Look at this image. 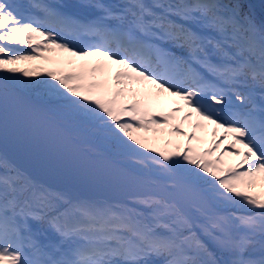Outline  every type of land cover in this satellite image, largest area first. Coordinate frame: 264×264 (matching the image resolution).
I'll return each mask as SVG.
<instances>
[{
    "label": "snow or ice",
    "instance_id": "1",
    "mask_svg": "<svg viewBox=\"0 0 264 264\" xmlns=\"http://www.w3.org/2000/svg\"><path fill=\"white\" fill-rule=\"evenodd\" d=\"M245 8L241 0H0V264H264V16ZM82 34L100 42L75 44ZM111 65L121 66L113 80ZM144 82L183 100L195 129H223L234 162L215 155L223 141L200 151L195 131L137 99ZM241 85L259 90V106ZM232 95L248 111H234ZM169 129L187 143L167 139ZM88 134L141 168L106 158ZM10 144L121 194L74 196L37 183L8 160ZM217 204L250 214H221ZM33 222L47 225L49 242Z\"/></svg>",
    "mask_w": 264,
    "mask_h": 264
},
{
    "label": "rangeland",
    "instance_id": "2",
    "mask_svg": "<svg viewBox=\"0 0 264 264\" xmlns=\"http://www.w3.org/2000/svg\"><path fill=\"white\" fill-rule=\"evenodd\" d=\"M19 2L24 4L32 3L33 0H19ZM36 3H48V4H61V5H78L85 0H35ZM101 2L110 5H118L123 4L126 0H101ZM145 3H152V0H144ZM225 3H228L229 0H224ZM37 15L40 13L36 12ZM82 35L76 36L73 38V42L82 43L81 38ZM67 38V37H66ZM116 45L113 44L112 47ZM19 47V46H14ZM51 55L59 57L64 56L66 54L59 53L58 51L51 53ZM103 59L100 57L89 58L92 62H96L94 59ZM111 62H109L110 64ZM21 66H27L26 64ZM58 67L57 65H53V68ZM120 68L119 65H111L108 71V77L110 80L114 79L115 73L117 68ZM121 69V68H120ZM158 71H163V68L158 67ZM138 92L140 93L136 98L152 103L156 108L159 110L172 115L174 117L172 124H179L183 127V129L187 132L195 131L198 137L197 140L192 142L193 147L197 148L200 151L207 149L209 146L212 145V141H216L223 143L220 145V149L216 152V156L220 157L221 153H224L222 159L225 163H232L233 158L227 155V151L229 150L230 144H228L231 140V137L228 139L224 138V130L217 129L214 124H207L206 122H200L205 124L206 126L195 129L193 126L198 122V118L195 114H192L190 117L185 119L186 114H183L188 108L183 100L179 97L171 96L169 93L164 92L162 89L158 88L156 85L151 84L149 82H144L142 84H138L135 86ZM237 92H248L252 91V95L255 98L257 106L260 105V92L258 89L251 90L246 85H241L239 88L236 89ZM148 93V94H145ZM232 107L233 110L236 112H246L248 111L250 105L243 104L235 99V95L231 96ZM179 108L181 111L174 112V109ZM168 135L171 136L170 129L165 131ZM100 137H97L92 134H88L86 136V142L94 145L96 148L98 147V141ZM99 139V140H98ZM181 144H186L187 141L182 138ZM211 143V144H210ZM4 151V149L0 148V152ZM102 152V151H101ZM103 155L110 159L117 161L122 167H125L131 171L139 170L138 168L131 166V163L136 162H129L127 163L123 156L118 155H110L107 152H102ZM7 157L9 161L18 169L26 172L32 180H35L39 183H46L47 187L55 190V191H69L74 196H107V197H116L119 196L121 193L117 190L108 187L106 185H99L90 182L89 180L81 177H71L67 175L62 170L56 168L52 164H50L45 158L34 152L33 150L24 147L22 145H13L10 144L7 148ZM138 164V163H137ZM49 183L51 185H49ZM216 210L219 211L221 214H235L237 216L240 215H248L249 210L239 204L232 205V204H217ZM34 223V230L38 233L39 238L45 242L46 241V232L50 234L47 230V225L40 223V222H33Z\"/></svg>",
    "mask_w": 264,
    "mask_h": 264
},
{
    "label": "trees",
    "instance_id": "3",
    "mask_svg": "<svg viewBox=\"0 0 264 264\" xmlns=\"http://www.w3.org/2000/svg\"><path fill=\"white\" fill-rule=\"evenodd\" d=\"M34 63H36V64H38L40 67H42V68H46V69H51V68H53V65L54 64H51V63H49V62H47V61H38V62H34ZM27 66H31L30 64H28V63H25ZM36 96H37V94H33V99L35 100L36 99ZM149 135H151V134H149ZM164 136L167 138V139H171V140H173V141H176V140H179L180 142L182 141V138H177V137H173L172 135L170 136V135H168V133H164ZM100 139V140H99ZM98 140V147H99V150L100 151H102V152H107L108 154H110V155H118L119 153H120V151H121V149L119 148V147H117V146H114L110 141H107V140H104L103 138H99ZM157 146H160V147H164V146H167V147H169V148H171V147H173L174 145L173 144H168V145H165L164 144V142L163 141H161ZM24 147H26V146H24ZM28 148V147H27ZM119 156H121V155H119ZM123 158L125 159L126 157H124L123 156ZM9 160V159H8ZM127 163H129V162H136L135 161V159L134 160H132V159H128V158H126V160H125ZM131 166H134V167H136V168H140L141 166L139 165V164H137V163H131ZM3 172V170L2 169H0V173H2ZM24 172V171H23ZM28 177H30L26 172H24ZM35 181V180H34ZM37 182V181H36ZM37 183H39V182H37ZM41 184H44L45 186H47L46 185V183H41ZM49 185H51L50 183H49ZM49 187V186H48Z\"/></svg>",
    "mask_w": 264,
    "mask_h": 264
},
{
    "label": "bare ground",
    "instance_id": "4",
    "mask_svg": "<svg viewBox=\"0 0 264 264\" xmlns=\"http://www.w3.org/2000/svg\"><path fill=\"white\" fill-rule=\"evenodd\" d=\"M241 2L246 5L245 11H251L257 17L264 16V0H241ZM94 60L98 61L99 59L96 58ZM120 68H121V66H120ZM120 68L119 67L117 68L116 73L121 70ZM116 73H115V76H116ZM115 76H114V78H115ZM189 111H190V109H187L183 114H187V113H189ZM230 142H231V140H230ZM230 142L228 144H230ZM212 144H213V141H212ZM49 239H50V234L46 232L45 243L49 242Z\"/></svg>",
    "mask_w": 264,
    "mask_h": 264
}]
</instances>
